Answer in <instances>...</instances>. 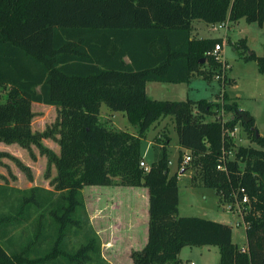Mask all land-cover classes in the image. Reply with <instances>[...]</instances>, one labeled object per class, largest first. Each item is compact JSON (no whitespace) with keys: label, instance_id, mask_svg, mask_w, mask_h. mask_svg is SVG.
Here are the masks:
<instances>
[{"label":"trees","instance_id":"trees-1","mask_svg":"<svg viewBox=\"0 0 264 264\" xmlns=\"http://www.w3.org/2000/svg\"><path fill=\"white\" fill-rule=\"evenodd\" d=\"M241 18L261 25L264 0H0V87L7 89L0 102V142L26 149L34 145L47 157V167L56 169L53 191L9 188L18 194L11 200L9 189L0 187L11 213L19 211V216L21 205L27 212L42 210L56 230L54 247L31 258L25 249L12 251L11 224L0 226V240L8 239L11 251L0 243V264H90L100 259L81 192L90 186L148 189V240L131 253L133 264H179L183 248L193 246L218 247L219 264H264V137H256L254 118L225 95L212 102L154 100L146 94L149 82L187 84L195 76L220 74L221 61L211 52L223 40L194 38L192 22L215 25ZM233 47L245 61L255 60L264 75V56L249 52L244 40ZM233 83L227 78L222 88ZM34 103L58 110V120L45 133L32 130ZM102 105L125 114L137 133L104 123ZM221 111L231 119L220 122L216 116ZM167 117L175 124L179 166L183 152L191 155L185 169L195 172L192 186L214 190L221 204L232 203L239 189L250 199L242 246L233 242L230 225L179 215L168 136L155 138L149 170L140 167L142 140ZM238 124L257 147L239 146L225 170H218L222 151L234 147L223 131ZM44 138L57 140L58 156L42 145ZM11 213L0 221L13 218ZM29 213L25 222L33 216ZM81 232L83 244L74 251L68 246L70 236Z\"/></svg>","mask_w":264,"mask_h":264},{"label":"rangeland","instance_id":"rangeland-1","mask_svg":"<svg viewBox=\"0 0 264 264\" xmlns=\"http://www.w3.org/2000/svg\"><path fill=\"white\" fill-rule=\"evenodd\" d=\"M227 22L228 28H225L223 23L212 25L203 21H194L192 22V26H194L192 31L197 33L193 32L194 35H197V38L224 37V45L222 44L221 51V58L227 64L224 80L227 78L232 79L234 81L232 85L222 88L221 82L224 81L223 79L217 80L215 76H213L212 79L195 76V78L187 84L150 82L148 84L150 92L148 93L154 99L171 101H185L187 99L197 101L205 99L215 102L218 101L217 95H220V97L225 95L228 101L237 105L239 110L248 112L254 118L255 128L258 134L260 137H264V75L258 71L255 60L245 61L239 56L241 51H234L233 47L234 44L244 40L249 52H253L257 58L264 56V22L261 25L257 23H248L244 18L236 22L230 23L228 20ZM225 33L229 36L228 39H225ZM204 68L205 70L208 69L207 66ZM217 70L219 72V69ZM217 70L216 73H218ZM6 96L7 89L0 87V102H4ZM32 111L34 113L32 130L36 133H45L47 130L53 128L59 117L58 110L53 106L34 103L32 104ZM111 112L112 111L105 105L101 106L100 115L104 123L107 122L114 126V122L116 128L134 133L136 130L134 128L135 126L130 125L127 118L122 117L121 112H114L116 114L113 118L110 116ZM221 118L229 120L231 119V115L224 114ZM170 119L171 117L165 119L164 126L166 128L164 131H159L157 135L158 137H162V135H165L166 131V134L171 136L170 148L168 150L170 162L169 174L174 175L177 173L179 215L184 217H199L230 225L233 231V242L238 246H242L244 244V240L242 239L245 237V227L241 224L239 227L236 226L237 222H242L241 216L235 211H227L225 208H227L228 204H221L214 190L201 186H192L191 176L192 173H195L194 170H191L192 168L185 169L187 165L183 166V164H181L179 166L178 159L180 150L178 146V137L176 132L172 131L174 123L173 120ZM237 130L233 138L234 152L239 146L257 147L247 136L240 124L237 125ZM152 135L153 131L150 128L146 134V138L142 140V154L146 152ZM153 140H155V137L152 139V142ZM41 141L43 146L53 152L54 155L58 156L59 146L56 139L44 138ZM40 153V149L34 145L26 149L15 143L6 145L0 142V187L27 190L31 188L30 186L33 187L35 185L37 187H46L48 190L53 191L50 182L56 175V169L53 165L48 168L46 163L47 157ZM183 154L189 153L183 152L181 155ZM148 156V158L142 159L147 165H149L152 159V151H150ZM240 166L243 167L242 164ZM181 170H184L182 174H180ZM86 189L89 191L97 189L101 191L111 190L103 187H87ZM122 190H124L122 191L123 193L128 191L126 189ZM129 193L133 192L124 194L126 195ZM7 194L10 195L11 199L18 197V194L10 191V189L7 190ZM87 194H90V192ZM57 195L58 193H56V196ZM26 196L29 198L31 197V195ZM8 203L9 202L4 201L0 193V216H8L9 213H11L8 209V207H10ZM138 203L139 199H136L132 194L129 195L127 203L122 204L118 214L125 217L126 207L129 205H137ZM20 210L22 211L19 216L17 215L19 213L18 211L15 214L11 213L13 218L10 219L7 217L6 221H0V226H4L5 223L11 224V226L7 227V230L8 236L13 243L12 251L19 253L25 249L26 253L31 252V258L48 253L54 247V237L56 233V230L49 226V223L52 221L51 216L49 214H44L42 210L37 212L34 208H32L29 213L25 210V206L22 205ZM27 213H32L33 216H31V220L25 222ZM76 238L78 237L71 235V240L68 243L69 248L71 247L74 251L83 244L82 240H79V238L77 240ZM0 243L5 249L10 247L8 239L0 240ZM8 251L11 252L9 249ZM179 258V264H219V249L214 246L185 247L181 251ZM90 264H98V262L95 260Z\"/></svg>","mask_w":264,"mask_h":264},{"label":"crops","instance_id":"crops-1","mask_svg":"<svg viewBox=\"0 0 264 264\" xmlns=\"http://www.w3.org/2000/svg\"><path fill=\"white\" fill-rule=\"evenodd\" d=\"M223 24L225 25V28H228L227 21ZM192 28H194V26H192ZM193 32L195 31H192V36L194 38H197L196 37L197 35H194ZM224 36H225V39H228L229 37L226 33ZM223 38L224 37H220V39H223ZM197 39H204V38H197ZM222 44L224 45V39H223ZM149 83L146 84V94L151 99H154L148 93L150 92V88H148ZM154 100H157V99H154ZM187 100H191V99H187ZM115 114L116 113L111 112L110 116L113 118ZM121 114H122V117H125V114L123 113ZM165 119H160L154 125H152L151 129L153 131V135L152 137H150V142L148 143L149 148L147 147L146 152L143 154L144 159L146 157L147 158L149 157L148 155L150 151H152V159H153L154 151L152 149V146L155 142L154 140L152 142V139H154V137L156 138V136L158 137L157 133L159 131L165 130L166 128L164 126ZM214 119L215 118L213 117L209 118V120H214ZM113 124L114 126H116L114 122ZM160 127H161V130H160ZM134 128L136 129L134 131V134H135L137 133V128L136 127ZM172 131L176 132L174 124H173ZM166 133L167 132L165 131V135H162V136H168L169 138H171V136L167 135ZM169 148L170 147L168 146V150ZM179 150H181L180 147H179ZM185 152L189 153L188 151H185ZM184 170H181L180 174H182ZM30 187L32 188V186ZM33 187H36V186L34 185ZM91 187H103V186H90L89 188ZM41 188H44V187H41ZM86 188L87 187L82 189L81 192L83 196L84 208L87 214L89 225L92 228L95 235L97 236L99 243H100V259H97L98 264H133L131 253L133 251L142 250L145 247L147 240H148V219H149L148 217V206H149L148 189L144 187L104 186L103 188H107L111 190L101 191L97 189V190L89 191ZM44 189L48 190V188L46 187ZM122 189L128 190V191H125L124 193H127V192H133V193H129L125 195L122 192L124 191ZM89 192L90 194H87ZM131 194L134 195L136 199H139V203L137 205L127 206L126 212L124 214L125 217H122L118 213L122 207V204L127 203L128 197ZM48 197L49 196H45V198H48ZM51 198L53 200V199H56L57 197L50 196V199ZM14 199L15 197L11 200H14ZM82 236H83L82 232L77 235L79 240H82L83 238ZM78 238L76 239L78 240ZM244 238L245 237H243V239ZM244 243H245V240H244Z\"/></svg>","mask_w":264,"mask_h":264},{"label":"built area","instance_id":"built-area-1","mask_svg":"<svg viewBox=\"0 0 264 264\" xmlns=\"http://www.w3.org/2000/svg\"><path fill=\"white\" fill-rule=\"evenodd\" d=\"M222 51V45L221 44H217L214 48V50L211 52V56L214 57L215 59H217L218 61H221V71L220 74H217L215 76V78L217 80H224L225 78V73L227 70V65L225 64V62L222 60L221 58V52ZM225 81V80H224ZM223 81V82H224ZM222 82V83H223ZM221 102V101H220ZM222 116H224V112L221 111L220 114L217 116V119L220 118V122H227L228 120H224V118H221ZM230 120V119H229ZM237 126H235V128L233 130H229V129H224L223 131V137L229 136L232 139L235 137V134L237 133ZM234 159V151L231 152H226L225 150L222 151V156L221 159L219 160V163L217 165V169L218 170H225V164L228 160H232ZM191 161V155L190 154H185L183 156V160L182 163L183 166L189 164ZM170 164V163H169ZM140 167L144 168L146 171L149 170V166L147 164H145L144 161L140 162ZM233 197H234V201L232 203H225L228 204L227 208H225L227 211H232V212H237L241 218H242V222H237L236 226H240L243 225L244 227L247 225V223L244 221V215L248 213V211L251 208V201L248 198V196L244 193L243 189H239L238 191H236L235 193H233ZM233 208V210H232Z\"/></svg>","mask_w":264,"mask_h":264},{"label":"water","instance_id":"water-1","mask_svg":"<svg viewBox=\"0 0 264 264\" xmlns=\"http://www.w3.org/2000/svg\"><path fill=\"white\" fill-rule=\"evenodd\" d=\"M239 118L245 123L249 122V117H247V115L244 114V113H240L239 114ZM255 135H256L257 138L260 137V135L258 134V131H256Z\"/></svg>","mask_w":264,"mask_h":264}]
</instances>
